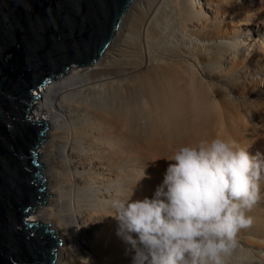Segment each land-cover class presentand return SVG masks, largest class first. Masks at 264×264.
<instances>
[{"label":"bare ground","instance_id":"bare-ground-1","mask_svg":"<svg viewBox=\"0 0 264 264\" xmlns=\"http://www.w3.org/2000/svg\"><path fill=\"white\" fill-rule=\"evenodd\" d=\"M39 92L51 195L29 219L60 239L54 264H130L113 201L151 197L176 148L231 135L264 152V0H133L95 62ZM249 214L229 264H264V200Z\"/></svg>","mask_w":264,"mask_h":264},{"label":"water","instance_id":"water-1","mask_svg":"<svg viewBox=\"0 0 264 264\" xmlns=\"http://www.w3.org/2000/svg\"><path fill=\"white\" fill-rule=\"evenodd\" d=\"M133 0H0V264H54L37 147L47 123L30 116L40 87L95 62Z\"/></svg>","mask_w":264,"mask_h":264},{"label":"clouds","instance_id":"clouds-1","mask_svg":"<svg viewBox=\"0 0 264 264\" xmlns=\"http://www.w3.org/2000/svg\"><path fill=\"white\" fill-rule=\"evenodd\" d=\"M249 148L231 135L181 145L151 197L113 201L130 264H229L264 200V152Z\"/></svg>","mask_w":264,"mask_h":264},{"label":"rangeland","instance_id":"rangeland-1","mask_svg":"<svg viewBox=\"0 0 264 264\" xmlns=\"http://www.w3.org/2000/svg\"><path fill=\"white\" fill-rule=\"evenodd\" d=\"M239 253V252H238ZM237 253V254H238ZM235 254V253H234ZM241 255L243 256V257H246V254L245 253H241ZM235 256H236V254H235ZM247 258V257H246Z\"/></svg>","mask_w":264,"mask_h":264}]
</instances>
